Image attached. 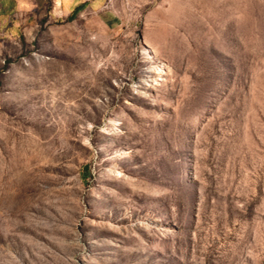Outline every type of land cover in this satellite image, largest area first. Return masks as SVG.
I'll list each match as a JSON object with an SVG mask.
<instances>
[{"label":"rangeland","instance_id":"374dc122","mask_svg":"<svg viewBox=\"0 0 264 264\" xmlns=\"http://www.w3.org/2000/svg\"><path fill=\"white\" fill-rule=\"evenodd\" d=\"M0 264H264V0L0 30Z\"/></svg>","mask_w":264,"mask_h":264},{"label":"crops","instance_id":"0c3cea01","mask_svg":"<svg viewBox=\"0 0 264 264\" xmlns=\"http://www.w3.org/2000/svg\"><path fill=\"white\" fill-rule=\"evenodd\" d=\"M107 0H0V30L14 37L35 33L42 25L103 15Z\"/></svg>","mask_w":264,"mask_h":264},{"label":"bare ground","instance_id":"6f19581e","mask_svg":"<svg viewBox=\"0 0 264 264\" xmlns=\"http://www.w3.org/2000/svg\"><path fill=\"white\" fill-rule=\"evenodd\" d=\"M120 124V123H119ZM117 125V124H116ZM106 132H107V135H109V132H110V130H106ZM106 134V133H105Z\"/></svg>","mask_w":264,"mask_h":264},{"label":"built area","instance_id":"2783aa9c","mask_svg":"<svg viewBox=\"0 0 264 264\" xmlns=\"http://www.w3.org/2000/svg\"><path fill=\"white\" fill-rule=\"evenodd\" d=\"M87 2L91 1V0H86Z\"/></svg>","mask_w":264,"mask_h":264}]
</instances>
